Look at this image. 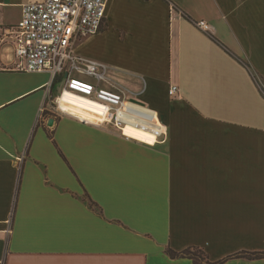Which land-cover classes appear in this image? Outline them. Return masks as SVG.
Returning a JSON list of instances; mask_svg holds the SVG:
<instances>
[{"label":"crops","instance_id":"1","mask_svg":"<svg viewBox=\"0 0 264 264\" xmlns=\"http://www.w3.org/2000/svg\"><path fill=\"white\" fill-rule=\"evenodd\" d=\"M33 1L0 0V24ZM75 51L167 135L150 145L55 113L65 83L0 48V264H193L167 253L188 248L264 264L230 258L264 254V97L251 75L264 78V0H110Z\"/></svg>","mask_w":264,"mask_h":264},{"label":"built area","instance_id":"2","mask_svg":"<svg viewBox=\"0 0 264 264\" xmlns=\"http://www.w3.org/2000/svg\"><path fill=\"white\" fill-rule=\"evenodd\" d=\"M109 1L30 2L24 6L22 20L17 25L0 24V48L7 45L11 49L14 57L12 67L28 72L47 71L53 82L65 83L63 91L52 102L56 112L75 115L64 107L79 106L66 99L67 95L73 96L94 105V109L89 110L91 119H81L111 124L125 136L126 128H135L144 135L149 134L152 141L133 139L154 145L167 135L164 124L157 118H148L129 110L122 95L102 89L100 83L106 80V67L75 51V44L80 38L94 36L101 31ZM198 26L205 32L211 31V26L204 21ZM169 93L171 96L178 95L179 87L172 86Z\"/></svg>","mask_w":264,"mask_h":264},{"label":"trees","instance_id":"3","mask_svg":"<svg viewBox=\"0 0 264 264\" xmlns=\"http://www.w3.org/2000/svg\"><path fill=\"white\" fill-rule=\"evenodd\" d=\"M216 40V39H215ZM217 41V40H216ZM232 57H234L240 64H242L246 69L250 70L251 66L248 62L242 60L238 56H236L233 52H231L227 47L223 46L219 41H217ZM253 80L255 81L256 85L262 96L264 97V78L258 76L257 74L251 73ZM263 83H262V82ZM168 255L172 258H189L193 260V264H222L224 261H219L213 263L210 261L209 256L205 253L204 250L200 248H188L182 252H175L172 249H168ZM264 257L262 253H252V252H242L240 254L234 255L230 258H246V259H260Z\"/></svg>","mask_w":264,"mask_h":264},{"label":"bare ground","instance_id":"4","mask_svg":"<svg viewBox=\"0 0 264 264\" xmlns=\"http://www.w3.org/2000/svg\"><path fill=\"white\" fill-rule=\"evenodd\" d=\"M66 99L69 101V102H73L74 104H77L76 106H78L77 108H75L74 106H71V105H64V107L65 108H67V109H69V110H71V111H73V112H75V115H77V116H80L81 118H87V119H91V117H92V114L89 112V110L90 109H94V105H92L91 103H86V102H83V101H81V100H78L77 98H74L73 96H70V95H67L66 96ZM127 108L129 109V110H133V111H135V113L136 112H138V113H140V114H143V115H146V116H150V117H154L155 116V114H153V113H151L150 111H148L146 108H144L143 106H140V105H138V104H128L127 105ZM83 109H85V110H87V111H85V110H83ZM127 129H128V131L131 133V134H134L135 136H138V137H140V138H144V139H151V137H150V135L149 134H146V135H144V134H142L140 131H138L137 129H135V128H126L125 129V134L127 135V136H129L127 133H126V131H127ZM139 132V133H137V132Z\"/></svg>","mask_w":264,"mask_h":264},{"label":"rangeland","instance_id":"5","mask_svg":"<svg viewBox=\"0 0 264 264\" xmlns=\"http://www.w3.org/2000/svg\"><path fill=\"white\" fill-rule=\"evenodd\" d=\"M93 81V80H92ZM262 82V81H261ZM263 83V82H262ZM59 84V83H58ZM60 85V88H62V85L61 84H59ZM55 113H57L56 111H55ZM87 121V120H86ZM89 123H93V124H97V123H95V122H91V121H88Z\"/></svg>","mask_w":264,"mask_h":264},{"label":"snow or ice","instance_id":"6","mask_svg":"<svg viewBox=\"0 0 264 264\" xmlns=\"http://www.w3.org/2000/svg\"><path fill=\"white\" fill-rule=\"evenodd\" d=\"M73 86L75 87L76 85L74 84Z\"/></svg>","mask_w":264,"mask_h":264}]
</instances>
